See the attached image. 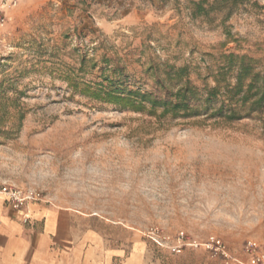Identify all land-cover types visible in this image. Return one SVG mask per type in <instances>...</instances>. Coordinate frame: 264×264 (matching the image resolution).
<instances>
[{"label":"rangeland","instance_id":"obj_1","mask_svg":"<svg viewBox=\"0 0 264 264\" xmlns=\"http://www.w3.org/2000/svg\"><path fill=\"white\" fill-rule=\"evenodd\" d=\"M217 1L19 0L6 8L0 190L40 193L37 205L69 213L72 225L125 251L113 264L136 246L148 264H223L209 239L236 252L264 240V0L229 18L216 9L193 16L192 2ZM69 81H113L163 104L123 109ZM187 87L199 111L163 114Z\"/></svg>","mask_w":264,"mask_h":264},{"label":"crops","instance_id":"obj_2","mask_svg":"<svg viewBox=\"0 0 264 264\" xmlns=\"http://www.w3.org/2000/svg\"><path fill=\"white\" fill-rule=\"evenodd\" d=\"M30 221L23 223L15 211L0 201V264H113L125 251L112 250L95 231L72 225L65 211L32 203ZM119 264H148L142 247Z\"/></svg>","mask_w":264,"mask_h":264},{"label":"trees","instance_id":"obj_3","mask_svg":"<svg viewBox=\"0 0 264 264\" xmlns=\"http://www.w3.org/2000/svg\"><path fill=\"white\" fill-rule=\"evenodd\" d=\"M248 0H222L217 1V4L213 3L206 7L203 2H192L194 5L193 16L199 17L201 15H208L211 10H217L218 12H228L227 18H229L236 10H238L242 5H244ZM244 77L242 74L238 76V83L241 84L243 82ZM106 80L110 82L109 77H106ZM74 88V90L79 91L84 96H89L94 98L95 100H99L111 105H118L123 109H132L136 111H142L146 109V102L150 101L152 108L157 109L162 102L153 99L152 95L146 93H133L132 91H127V89H121L120 87L114 86L113 81H111L110 86H105L103 84H91V83H74V81H69ZM81 86V87H80ZM193 89L185 88L184 90L179 91L175 95V101H170L169 103H164L165 107L163 109V114L171 113L173 115L183 114L185 116H189L191 114L197 113L199 110L195 109L190 102L189 99L193 96ZM212 96L209 95L207 101L212 99ZM264 102V86L257 104H261ZM223 112L221 111V116ZM225 116L231 118L233 115V111L230 113H226Z\"/></svg>","mask_w":264,"mask_h":264},{"label":"built area","instance_id":"obj_4","mask_svg":"<svg viewBox=\"0 0 264 264\" xmlns=\"http://www.w3.org/2000/svg\"><path fill=\"white\" fill-rule=\"evenodd\" d=\"M19 0H0V23L6 20V8L12 9ZM0 195L6 204L15 211L23 223L30 221V205L43 201L40 193L24 188H3ZM205 247L215 252L223 264H264V240H247L240 252L232 251L221 239H209Z\"/></svg>","mask_w":264,"mask_h":264}]
</instances>
